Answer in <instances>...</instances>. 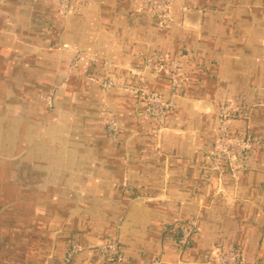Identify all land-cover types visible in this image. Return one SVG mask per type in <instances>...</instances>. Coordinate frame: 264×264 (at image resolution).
Masks as SVG:
<instances>
[{"label": "crops", "instance_id": "crops-1", "mask_svg": "<svg viewBox=\"0 0 264 264\" xmlns=\"http://www.w3.org/2000/svg\"><path fill=\"white\" fill-rule=\"evenodd\" d=\"M73 6L0 0V264H264V0H178L169 27L138 0ZM165 61L180 84L159 124L122 86L141 72L168 100ZM220 104L249 145L234 165L214 155Z\"/></svg>", "mask_w": 264, "mask_h": 264}, {"label": "built area", "instance_id": "built-area-1", "mask_svg": "<svg viewBox=\"0 0 264 264\" xmlns=\"http://www.w3.org/2000/svg\"><path fill=\"white\" fill-rule=\"evenodd\" d=\"M62 7L67 8L68 0H61ZM80 3L86 4L87 0H78ZM172 0H145L159 19L163 22H168V16L165 13L169 8ZM181 69V64L176 61H165L157 63L151 67V71L155 76H163L167 79L171 96L168 100H165L160 95L152 92L147 86H145L142 80V74L137 73V80L140 81L137 85H126L123 88L129 90V92L138 101L144 104V116L149 117L159 124H163L168 111L173 107V99L178 96L179 80L178 75ZM107 86H116L114 82L108 80L105 83ZM236 115L225 105L220 104L218 106V121H219V140L215 146L214 155L217 159L227 161L229 165H234L235 158L244 154L248 148V142L246 140H235L228 136V126L230 121L235 118ZM108 130L110 132L115 131L113 123H109ZM197 230V221L195 219L189 220L184 223L178 230V236L176 239V245L180 249L187 248L191 243V238ZM99 254L104 258H107L110 262L121 261L122 256L118 251V247L112 242H105L99 247ZM77 247L73 246L67 255V260H70L72 255L77 252ZM219 264H245L234 251L221 254L218 258ZM154 264H157L156 262Z\"/></svg>", "mask_w": 264, "mask_h": 264}, {"label": "rangeland", "instance_id": "rangeland-1", "mask_svg": "<svg viewBox=\"0 0 264 264\" xmlns=\"http://www.w3.org/2000/svg\"><path fill=\"white\" fill-rule=\"evenodd\" d=\"M178 0H172L170 2L169 8L167 9V11L165 12L168 16V22H163L161 19H159L157 17V15L155 13L152 12V10L150 9L149 5L147 3H145V0H138V2L140 3V8L142 10V12H145L146 14H148L151 18H153L154 20H156L159 24H161L162 26L165 27H169L174 25L175 22V18L172 15V6L177 2ZM88 6L89 5V0H87L86 4L80 3L78 0H68L67 1V8L62 7V1L61 0H55V6L58 10V13L60 14V16L62 17H66L71 15L72 12H74V6ZM154 74V73H153ZM228 136L231 139H235V140H245L243 138L239 139V138H234L233 136L230 135L229 131H228ZM219 140V138H218ZM218 140L216 142V145L218 144Z\"/></svg>", "mask_w": 264, "mask_h": 264}, {"label": "water", "instance_id": "water-1", "mask_svg": "<svg viewBox=\"0 0 264 264\" xmlns=\"http://www.w3.org/2000/svg\"><path fill=\"white\" fill-rule=\"evenodd\" d=\"M190 12L188 10H184L183 12V17L189 16Z\"/></svg>", "mask_w": 264, "mask_h": 264}]
</instances>
